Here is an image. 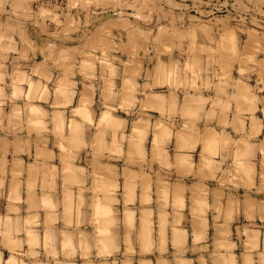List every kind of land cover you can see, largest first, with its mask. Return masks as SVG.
<instances>
[{
  "label": "rangeland",
  "instance_id": "374dc122",
  "mask_svg": "<svg viewBox=\"0 0 264 264\" xmlns=\"http://www.w3.org/2000/svg\"><path fill=\"white\" fill-rule=\"evenodd\" d=\"M123 2L119 0L121 5ZM261 13H264V6L251 15L242 13L237 0H140L136 8L120 7L110 0L86 6L85 0H10L4 5L0 10V123L3 122L0 124V192L12 186L16 189L9 191L13 193L14 215L18 217L15 218V234L20 233L17 230L20 209L17 207L25 205L28 213L36 211L38 206L36 199L21 198V176L26 164L27 191L35 193L39 174L40 190L56 192L60 187L61 191L59 199H42L46 212L43 240L32 232H25L27 246L22 250L33 255L23 257L24 264H213L214 259L220 264H230L233 260L235 264H245L251 239L249 232L256 234L258 240L257 230L264 232V218L259 216L260 222L256 215L250 218L246 214L245 201L253 212L261 201L253 203L248 194L238 193L235 202L230 204L243 207L245 211L243 215L224 216L234 221L235 245L226 239L229 231L222 232L221 237L219 230L214 229L209 234L202 229L199 215L181 213L185 209L182 185L171 184L167 182L169 179L149 172L155 164L166 166L164 163L172 156L177 164L185 159L167 147V139L172 138L174 129L178 140L185 132L199 128L197 105L203 106L206 101L213 109L214 95L231 88L235 96L242 97H236L237 101L242 100L237 102L238 112L241 106L245 109L253 105L250 111L261 112L264 117V106L257 107L264 105L261 73H247V78L242 80L245 69L233 62L234 52L238 53L250 40L253 49H264V40H261L264 15ZM122 17L127 23L121 22ZM129 26L138 30L131 44ZM255 60L264 61V50L256 52ZM233 84L236 89L239 87L237 91L241 96L236 94ZM86 89L91 93L92 103L82 111V99L89 98ZM102 95H115L118 102L115 105L109 102L105 108L101 103ZM205 96L204 101L202 97ZM243 96H252V99L246 101ZM69 97L71 102L65 104L64 99ZM179 103L183 112L180 120L189 127L172 128ZM73 111L80 113L75 123L79 124L85 116L92 121L90 131L82 135L79 130L73 131ZM141 111L143 119L139 115ZM261 114L257 113V117L261 118ZM210 115L207 118L212 117ZM258 118L253 120L256 127L260 122ZM121 121L123 124L119 125ZM166 122L171 123L170 128ZM118 127L121 131L116 132L117 140L127 138L120 152L105 151V146L112 144L113 130ZM101 130L105 133L103 142L97 139ZM258 142L264 144V137ZM213 144L210 142L206 149ZM8 159L13 166L10 182L5 173ZM102 160L110 163L109 167H104L110 182L104 185L100 180L96 182L97 174L103 169L97 162ZM141 160L155 161L150 169L143 168L148 203L144 202L145 181L140 178ZM112 162L136 163L141 171L135 173L125 167L122 171L125 183H119L118 168ZM239 163L243 164L241 160ZM238 167H235V176L251 180L250 176L238 172ZM259 169L264 187V153H261ZM256 170L254 166L253 174ZM90 173L95 175L90 176ZM155 174L157 176L153 177ZM134 179L140 181L138 199L135 198ZM155 184L156 190L152 189ZM74 190H77L76 195ZM86 190L103 197L87 199ZM191 206L196 211L199 202L193 199ZM135 208L140 210L138 215ZM87 210L92 212L88 223ZM162 217L164 242L161 249ZM213 217L215 222L220 215ZM38 218L37 214L28 216L25 224L37 226ZM129 219L132 225L136 221L150 223L152 247L149 250L141 247L138 235L136 245L132 241L131 251L127 244L119 245V237L125 235ZM174 220L178 221L175 233ZM204 221L207 226V217ZM118 225L122 227L119 234L114 230ZM53 227L67 231L61 232L60 241L47 234L46 231ZM91 227L95 233L88 237ZM16 237L10 241H21ZM92 237L96 238L94 246L88 244ZM209 240L211 243H207ZM10 241L3 247L9 251V256H0V264H18L21 259L12 250ZM58 242L61 245H57ZM203 242L205 246L199 247ZM257 242L259 250L264 251V238L263 243ZM229 252L232 253L224 255Z\"/></svg>",
  "mask_w": 264,
  "mask_h": 264
},
{
  "label": "crops",
  "instance_id": "0c3cea01",
  "mask_svg": "<svg viewBox=\"0 0 264 264\" xmlns=\"http://www.w3.org/2000/svg\"><path fill=\"white\" fill-rule=\"evenodd\" d=\"M230 89H227V90H230ZM231 91L232 90H230V91L225 90L223 94L213 96V98H216V99H214V100H216L215 103L217 101L218 102L221 101L220 102L221 104L219 103L218 106L221 107L223 105L222 103L225 104L224 106H222L223 109L218 107V106L216 108L215 105H217L218 102L214 105L213 110H215V111H212V113L215 114L216 117L213 116V114H211L210 111L212 109L211 108L208 109V107H210V105L206 104L205 100L207 97L206 96L202 97V99H204L205 103L203 104V106L197 105V107H199V109H200L199 110V113H200V120H199L200 125H199V127L200 128L195 127V128H193V131L191 130L190 132H185L184 136L178 140L175 138L177 131H176V129H174L172 138H170V140L167 139V147L171 148V150L173 152H177L178 154L185 156V159L182 160V162L177 164L175 158L172 156V158H170L169 161L164 163V165H166V166H161L159 164H155L152 166L149 173H151V174L156 173L157 175H161L166 180L169 179V181H167V182H170L171 184L177 183V184L182 185V187L184 188V191H183L184 194L182 197L185 199V209L183 211H181V213L188 215V216H191L194 213L199 215L200 216L199 219H201L200 222H201V225L203 227L202 229L208 230L209 234H212L213 230L215 229V230H219L218 236L221 237L222 232L229 231L230 236L227 237L226 239L229 242L231 241L232 243L235 244L236 241L232 238V231H233L232 226H233L234 221L231 222L230 217L228 219L227 217H224V216L225 215H227V216L231 215L232 217H234V216H238V214L243 215L245 213V211L243 210V207L237 208L236 204H234V206H231L230 204L232 202H235V199H236L238 193L240 195L248 194V196L251 199V202H253V203H254V200H256V202H255L256 204H258L259 201L264 203V190H262V189H264V187L261 186L262 180H261V175H260L261 172L259 169L260 163H261V153L259 151L256 152L255 156L252 158V161H251L253 166L257 167V170H256L257 173L251 174V176H250L251 180L246 181V178L242 179V176H235V167L238 166V164L236 163L237 151H236V154H234L235 152H233L232 153V159L227 161V165H231V167H228L226 165V163L223 161L222 148L226 144L229 147H232L234 141H239L241 139V136L236 131V124H237L236 120L237 119L235 121H233L234 119L232 120L231 117L236 118L240 114H241L240 116H246L247 119H244V121L241 122L242 124L241 123L240 124H241V126H243L245 128L246 131L251 132L252 127H253L252 126L253 120L258 118L257 113L261 114V112L250 111L251 108L253 107V105L250 106L249 111L245 110V109H247L246 107L249 108V106H245V109H244L245 111L242 110V112L244 111L243 113L242 112L238 113L235 110V109H237L236 108L237 105L235 104L237 102V100L235 99L236 97L233 95V93ZM225 95L228 97H226ZM229 95H231V96H229ZM232 95L234 96V98ZM251 97L252 96H250V98ZM224 98H225V100H224ZM248 98L246 101H248ZM199 99H200V97H199ZM263 102H264V100H263ZM179 104H180V106L178 107V110H177V119L175 120V123H173L172 128H173V126H174V128H176L177 126H183V125L185 127H189L190 125L186 124L183 119L180 120L181 119V113H183V112H182V108H181V103H179ZM263 106H264L263 104L257 105L258 109H260ZM193 107H196V106H193ZM225 107H227V111H225ZM219 109H221V110H219ZM207 110H208V112H207ZM217 110H219V112L221 111L220 112L221 114H219V112ZM234 112H236V115H234L235 114ZM249 113H250V116H249ZM205 114H211V116H213V117H210V118L211 119L213 118V119L210 120L209 118H207V115L205 116ZM223 114L226 115L225 116V120H227L226 127L225 126L222 127L225 124L224 122H222L223 125L221 124V121H224V119H221L223 117L222 116ZM217 117L218 118L220 117L219 119H221V121L219 120L221 126L219 125V122L217 121L218 120ZM258 119L260 120V122L257 123L258 124L257 134L255 135V137H253L252 139H250L248 141V143L252 144V145H260V142H258V139L260 137H262V138L264 137V117H263V114H261V118H258ZM216 122H218V123L216 124ZM232 122L234 124H232ZM166 123L168 124L167 127L170 128L171 123L170 122H166ZM215 125H217V127H215ZM208 126L210 128H208ZM211 128H212V130H214V128L217 129L216 130L217 133L216 132L214 133L215 130L212 132ZM219 129H221V130H219ZM203 130H207L208 133H207V131L205 132ZM210 130H211V133H213L212 135H214V137L216 138V141L214 140L215 145H216V143L218 144L217 147L213 146V147H215V149H218V151L216 150V153L213 151L214 148L212 146L208 147L206 149V147L211 142V141H209V142L207 141V140H210V137H209L210 135L206 136V134L210 133L209 132ZM218 133H221V134L219 135ZM225 134H227V136L224 139L223 136H225ZM204 135L206 137H208V139H205L206 137H204ZM212 135H211V137H212ZM214 137H212V138H214ZM217 139L219 141L221 139L222 144L224 142L223 139L224 140L230 139V142H229V144L225 142L224 143L225 145L222 146L221 142L219 143L217 141ZM152 140H153V136H151V141ZM231 140H233V141H231ZM202 143H203V146H202ZM219 144H221L222 148ZM211 145H212V142H211ZM202 148L206 149V150H208L210 148H213V149L212 150L210 149V151L208 152V151L203 150ZM185 149H187V150H185ZM195 156H197V157L194 158ZM234 156H235V158H234ZM203 160H205V161H203ZM242 162L244 163L243 160H241V163ZM97 163H101V165L103 166V169L101 171V174H97L96 182H98L100 180L103 185L108 184L107 182H110V178L108 175L105 174L104 167L110 166L109 161L102 160L101 162L98 161ZM111 164L117 166V168H118L117 171H118L119 179L117 180V182H119V183H125V179L122 176V174H123L122 171L125 167H128L131 171H134L135 173L141 171L140 166L137 165L136 163L127 165L125 162L124 163H122V162L121 163H119V162L113 163L112 162ZM97 165H99V164H97ZM25 167H26V170L25 169L23 170V173L21 176V178H22L21 198L26 199V197L28 196L29 198L31 197L33 199H36L37 202H35V204H38V206L35 207L36 211L28 212V213H27V208H25V205L17 207L20 209V212H19L20 213V218H19L20 222H19V226L17 228V230H19L20 233L15 234V230H16L15 229L16 228L15 218H18V217H15V215H14L15 206H14L13 201H12L13 198L12 199L9 198V197H12L13 195L11 194V192H9V189H7V191L4 192L5 194L3 192H0V194L1 193L3 194V195H0V232L9 231V234H10V239L7 241L4 239L3 236H0V256L2 258H4L5 256L7 258V256H9V251L4 249L3 247H6L7 245H9L8 241H10L11 238H14L15 236H17L16 237L17 239H21V241L23 242L22 248H23V250H25V248L27 246L26 238H25V232L26 231L32 232L33 234L37 235L39 240H41V241L43 240L44 233H45V227H46V224H45L46 212H45V208L42 207V199H45V198H50V199L57 198V199H59L60 195H61L60 187L58 188V190L56 192L40 190V183H41V176H39L40 174L38 175V183H37L38 188L35 191V193L27 191V189H26L27 164ZM233 167H234V169H233ZM5 168H6L5 173H6L7 182H10L12 180L11 179V174H12L11 172H13V166L11 165V159H8L6 161ZM156 174L152 175V176L155 177V176H157ZM0 176H1V172H0ZM87 180H88L87 181V185H88V182L90 183V180L88 177H87ZM249 181H250V183L253 184V185L251 184L252 185L251 188H249L250 186L246 185V182L249 183ZM133 182H134V187H135V189H134L135 190V198L138 199L139 198V191H140V185H139L140 181L139 180L136 181V179H134ZM60 183L61 182H59L58 184L60 185ZM156 188H157L156 184H155V186L153 185L152 189L156 190ZM88 189H89V186H88ZM8 193H10L11 195ZM74 193L76 195L77 190H74ZM85 193L86 194L84 196L87 199L96 198V197L97 198L103 197L102 195H99V194L96 195L95 193L91 192V190H86ZM170 198H172V196ZM193 199H196V201L199 202V208L196 211H194L192 206H191V201ZM217 200L219 202L218 206L214 207V205H216ZM205 206H207V207H205ZM151 209L154 211V213L157 212L155 210V209H157V207H155V209L154 208H151ZM134 211L138 215L140 210L138 208H135ZM35 214H37L39 216L37 226L29 227L27 224H25V219L28 216H34ZM54 214H57V213L55 212ZM86 214H87L86 220L88 223V221L90 219L88 216H90L92 214V212L87 210ZM215 215H220V217H218L217 221L214 222L213 218L215 219V217H213V216H215ZM256 216H257L256 217L257 222H260L261 219H259V215H256ZM206 217L208 220L207 226H206L205 221H204L206 219ZM256 225H259V224L256 223ZM259 226H261V225H259ZM140 227H141V224L139 222L136 221L135 223H133L134 232H133V240L132 241L134 242V245H136V237H137V235H139L138 232H139ZM216 227H219V228H216ZM93 229H94L93 227L88 228V231H89V232L87 231L88 237L92 236L93 233H95V230H93ZM114 230H116V232L119 234V232L122 231V227L118 225L117 227H115ZM63 231H64V233L67 232L63 229L61 230L58 227H55V228L53 227L52 229H48L46 232H48L47 234L49 236H55L54 238L56 240L58 239V241H60L61 240V232H63ZM111 231H113V230H111ZM254 231H256V230H254ZM257 232H259V240L258 241H259V243H261L263 241V238H264V234H263L264 232L262 229L257 230ZM68 233H70V231H68ZM75 233L73 231V235L77 237V235ZM71 237H72V235H71ZM211 238L212 237H210V240H211ZM70 239H75V238H70ZM103 239H104V237H103ZM115 239H117L116 235H115ZM95 240H96V238L92 237L91 242L90 243L88 242V244L91 246L96 245ZM210 240L207 243H211V241H212V243L215 242V241L213 242V240H211V241ZM119 241L120 242L122 241L121 243L119 242V245L123 246L124 242H123L121 236L119 237ZM56 244L61 245V242H58ZM210 245L212 246V244H210ZM198 246L199 247L205 246V242L200 243ZM231 253L230 252L224 253V255L228 256L226 254H231ZM233 253L237 255V253L235 251H233Z\"/></svg>",
  "mask_w": 264,
  "mask_h": 264
},
{
  "label": "clouds",
  "instance_id": "9594fccd",
  "mask_svg": "<svg viewBox=\"0 0 264 264\" xmlns=\"http://www.w3.org/2000/svg\"><path fill=\"white\" fill-rule=\"evenodd\" d=\"M100 2H108V0H85V6L88 3H100ZM110 2L115 3L117 6L120 7H132V8H136V5L140 2V0H133L132 3H128V0H124L123 4L121 5L119 3V0H110ZM10 3V0H0V10L3 9L5 4ZM237 4L240 8V11L242 13H248L249 15H251V12H260V9L262 6H264V0H237ZM261 15H264V13H261ZM122 23H127L123 17H122ZM130 29V44L132 42V36L134 33H136L138 30L135 28H132L131 26H129ZM261 40H264V37H261ZM145 47H148L147 44H145ZM264 49H253L252 47V41L250 40L248 44L246 45H242L241 49L238 53L234 52V56L235 59L233 60L234 63H239L244 69H245V74L242 75L241 79H246L247 78V73H251L254 71H259L261 73V77H262V81L264 82V61L261 62H257L255 60V54L257 51H261ZM113 74H115V70H113ZM250 91V90H249ZM86 95L89 97L86 101L82 99L81 101V105H82V111L84 110L85 106L87 108L91 107V93L87 91L86 89ZM71 102V97H69V99L67 101H65L64 103H70ZM111 103L113 105H115L118 102V98L115 95H108V96H103L102 95V100L101 103L104 104L105 108H107V104ZM111 110V109H110ZM254 110V109H253ZM225 111H227V107H225ZM80 115L79 112L77 111H73L72 113V117H73V131L76 132L77 130H79L80 134L82 135L83 132L85 131H90L91 129V125H92V121L90 119L87 118V116H85L84 120H82L79 124L75 123V119L76 117ZM139 115L141 116V118L143 119V112L141 111L139 113ZM210 119V117H209ZM241 119H247V117H242V116H238L237 117V124H236V130L238 132V134L241 136V139L239 141H235L233 142V146L229 147L227 145H225L222 148V158L223 161L226 163L227 165V161H229L230 159H232V153L233 151H237V159H236V163L238 164V172H242L244 175L247 176H251V174H253L254 171V166L252 164V158L255 156L256 152L259 151L261 153H264V144H260V145H252L249 144L248 141L250 139H252L253 137H255V135L257 134V127L255 125V123H253V127L251 132L246 131L245 128L243 126L240 125L239 121ZM119 125H122L123 122H118ZM117 131H121V129L118 127L117 129L113 130L112 133V144L111 145H106L105 146V151H116L117 153L120 152L121 146L124 143V140L127 139L126 137H122L121 139H119V141L117 140V136H116V132ZM56 134L59 136L60 135V130L59 128H57V132ZM104 132L98 131L97 133V139H99L101 142H103V137H104ZM227 134H225V138H226ZM93 147H95V145H92ZM131 151V147L129 149ZM155 151V149H154ZM240 160H243L244 163L240 164ZM154 160L151 161H147V160H141L140 163L142 164V171H141V175L140 178L143 179L145 181V203H148L149 201L147 200V177L143 174V168L147 167V168H151V164L154 163ZM228 167H231V165H227ZM90 176H94L95 173H90ZM126 178H127V174H126ZM83 183V181H81V184ZM249 186L251 187L250 181H249ZM264 190V189H262ZM115 202V201H113ZM130 202V201H129ZM218 200L216 201V205H214V207L218 206ZM245 209H246V214L252 218L255 215H259L261 218H264V203L258 204L256 205V209L255 212H253L251 205L245 201ZM207 207V206H205ZM145 216L147 217L148 214L146 213ZM178 223V221L174 220L173 221V230L175 233V227L176 224ZM163 217H162V223H161V234H160V246L162 249V245L164 242V233H163ZM133 232H134V228L131 222V219H129V221L127 222V231L125 233V235L123 236V242L125 244L128 245L129 247V251H131V247H132V240H133ZM0 236H3L4 239L7 241L10 239V234L9 231H4V232H0ZM150 236H151V230H150V223L145 220L144 222H142L141 227L139 229V235L137 237L141 247L147 251L149 250L150 247H152L151 241H150ZM249 236L251 237L250 241H249V245L247 248V252H246V262L245 264H264V251H260L259 250V245H258V237L256 236V234L249 232ZM10 243L13 245V251L17 254L18 257H21V259L18 261V264H24V260L23 257L25 256H31L33 255V253L29 252V253H25L22 250V241L19 240H12L10 241ZM234 247V246H233ZM213 264H220V261L218 259H214L213 260ZM230 264H235V261H231Z\"/></svg>",
  "mask_w": 264,
  "mask_h": 264
},
{
  "label": "bare ground",
  "instance_id": "6f19581e",
  "mask_svg": "<svg viewBox=\"0 0 264 264\" xmlns=\"http://www.w3.org/2000/svg\"><path fill=\"white\" fill-rule=\"evenodd\" d=\"M235 82H237V81H235ZM236 84H237V83H236ZM236 84H235V85H236ZM243 84H244V86H246L245 83H243ZM233 85H234V84H233ZM235 85H234V86H235ZM238 86H239V85H238ZM244 86H242V87H244ZM231 87H232V85H231ZM236 87H237V86H235V89H236ZM245 88H246V87H245ZM235 89H234V90H235ZM237 89H239V87H238ZM237 89H236V94H239V95L241 96L242 94H240V92H239L240 89H239L238 91H237ZM242 89H243V88H242ZM230 90H231V89H230ZM230 90H229V91H230ZM246 90H247V89H246ZM231 92H232V91H231ZM237 92H238V93H237ZM231 94H232V93H231ZM248 94H249V93H248ZM248 94H244V95H245V96H248ZM233 95H234V94H233ZM233 95H232V96H233ZM225 96H226V95H225ZM229 96H231V95H229ZM234 96H235V95H234ZM234 96H233V98H234ZM221 97H222V96H221ZM221 97H220V98H221ZM223 97H224V96H223ZM226 97H228V96H226ZM226 97H225V98H226ZM235 97H238V99H242V97L239 98V96H237V95H236ZM243 97H244V96H243ZM212 98H213V97H212ZM225 98H224V100H225ZM244 98H248V97H244ZM249 98H250V97H249ZM249 98H248V99H249ZM67 99H68V98H67ZM67 99L65 98L64 101H67ZM213 99H216V98H213ZM235 99L237 100V98H235ZM250 99H252V98H250ZM250 99H249V100H250ZM58 100H59V99H57V102H58L59 104H61L60 101H58ZM246 100H247V99H246ZM48 101H49V100H48ZM212 101H213V100H212ZM215 101H216V100H214V102H215ZM49 102H50V101H49ZM57 102L55 101V103H57ZM61 102H63V101H61ZM217 102H218V101H217ZM217 102H216V103H217ZM220 102H221V101H220ZM220 102H218L217 105H215L216 108H217V106L219 105ZM223 102H224V101H223ZM237 102L240 103V102H242V100H241V101L239 100V101H237ZM237 102L235 103L236 105H237ZM22 103H24V102H22ZM53 103H54V102H53ZM216 103H215V104H216ZM210 104H211V103H210ZM220 104H221V103H220ZM222 104H223L222 106L225 105L224 103H222ZM232 104H233V103H232ZM29 105H30V104H29ZM33 105H35V104H33ZM52 105H53V104H52ZM13 106H14V105L12 104V107L9 108L10 111L13 110V109H12ZM222 106H221V107L218 106V107L222 108ZM226 106H227V105H226ZM231 106H232V105H231ZM234 106H235V105H234ZM247 106H249V105H247ZM0 107H2V106H0ZM32 107H33V106H32ZM49 107H50V106H49ZM227 107H228V106H227ZM35 108H39V107H35ZM234 108H235V107H234ZM236 108H237V109H235V110L238 112V106H236ZM246 108H247V109H245V110H248V111L250 110V106H249V108H248V107H246ZM9 109H8V111H9ZM208 109H210V107H208ZM222 109H223V108H222ZM51 110H53V109H51ZM219 110H221V109H219ZM219 110H217V111L219 112ZM242 110H244V109H243V107L241 106L240 111L242 112ZM245 110H244V111H245ZM5 111H6V110H5ZM14 111H15V108H14ZM54 111H55V109H54ZM57 111H58V110H56L55 112H57ZM212 111H215V110L212 109V110L210 111L211 114H213ZM244 111H243V112H244ZM3 112H4V111H2V113H3ZM52 112H53V111H51L50 113H52ZM207 112H208V110H207ZM220 112H221V111H220ZM220 112H219V114H221ZM241 112H238V113H241ZM243 112H242V113H243ZM9 113H10V112H9ZM48 113H49V111H48ZM216 113H217V112H216ZM234 113H235V114H234ZM234 113H233V114L236 115V112H234ZM188 114H189V113H188ZM9 115H10V114H9ZM12 115H13V113H12ZM12 115H11V116H12ZM50 115H51V114H50ZM158 115H159V114H158ZM206 115H210V114H205V116H206ZM217 115H218V114H217ZM234 115H233V116H234ZM238 115H239V114H238ZM240 115H241V114H240ZM240 115H239V116H240ZM3 116H4V115H3ZM11 116H10V117H11ZM13 116H14V115H13ZM202 116H203V115H202ZM205 116H204V117H205ZM210 116H211V115H210ZM213 116H215V114H213ZM213 116H212V117H213ZM222 116H223V117H222L221 119H224V121H221V119H219L221 116H220L219 118L217 117V119H218L217 121L219 122V120H220V121H221V124H222V122H224L225 124H224V125L222 124V125H223L222 127H224V126L226 127V122H227V120H225V116H226V115L223 114ZM249 116H250V113H249ZM4 117H5V116H4ZM48 117L50 118L51 116H48ZM157 117H158V116H157ZM215 117H216V116H215ZM229 117H230V116H229ZM234 117H235V116H234ZM242 117H246V116H242ZM3 119H4V118H3ZM9 119H11V118H9ZM212 119H213V118H212ZM212 119L210 118V120H212ZM226 119H227V118H226ZM231 119H232V120L234 119L233 121H235V120L237 119V117H236V118L231 117ZM6 120H7V115H6ZM232 120H231V121H232ZM8 121H9V120H8ZM243 121H244V119L240 120L239 123H241V122H243ZM4 122H5V121H4ZM210 122H211V121H210ZM218 122H216V124H217ZM236 122H237V120H236ZM249 122H250V121H249ZM1 123H3V122H1ZM1 123H0V124H1ZM199 123H200V121H199ZM11 124H12V122H11ZM166 124H167V123H166ZM201 124H202V123H201ZM214 124H215V123H214ZM232 124H234V123L232 122ZM241 124H242V123H241ZM241 124H240V125H241ZM6 125H7V124H5L4 126H6ZM94 125H96V124H94ZM167 125H168V124H167ZM199 125H200V124H199ZM219 125H220V122H219ZM2 126H3V125H2ZM4 126H3V127H4ZM11 126H12V125H11ZM11 126H10V127H11ZM158 126H159V125H158ZM210 126H211V125H210ZM220 126H221V125H220ZM220 126H219V127H220ZM211 127H212V126H211ZM213 127H214V126H213ZM215 127H217V125H215ZM222 127H221V128H222ZM8 128H9V127H8ZM93 128H95V127H93ZM93 128H92V130H93ZM199 128H200V127H199ZM203 128H204V127H203ZM208 128H210V127L208 126ZM10 129H11V128H10ZM206 129H207V128H206ZM233 129H234V128H233ZM8 130H9V129H7V127H6V131H8ZM92 130H91V132H92ZM208 130H209V129H208ZM211 130H212V128H211ZM211 130L209 131V132H210L209 134H206V136H207V135H210V136H209V137H210V140H207V141H208V142L211 141L212 143H214L213 146H216V147H217L218 144L216 143V145H215L216 138L214 137V135H212L213 133H211ZM214 130H215L214 133H215V132L217 133V131H216L217 129L214 128ZM219 130H221V129H219ZM96 131H97V129H96ZM203 131L206 132L207 130H203ZM236 131H237V130H236ZM91 132H90V133H91ZM205 132H204V133H205ZM212 132H213V130H212ZM151 133H152V132H151ZM207 133H208V131H207ZM94 134H95V133H94ZM218 134L220 135L221 133H218ZM218 134H217V135H218ZM211 135H212V137H214L215 139L212 138ZM72 136L74 137V135H72ZM206 136L204 135V137H206ZM68 137H69V139H70V135H69ZM73 137H72V138H73ZM204 137H203V138H204ZM223 137H224V139H225V136H223ZM93 138H94V137H93ZM218 138H219V137H218ZM7 139H8V138H7ZM73 139H74V138H73ZM205 139H208V137H206ZM211 139H212L213 141H214V140H215V141L213 142ZM224 139H223V141H224L223 144H222V142H221V139H220V141L217 139V141H218L219 143L221 142L222 146L225 145V144H224L225 142L229 144L230 139H228V140H224ZM8 140H9V139H8ZM15 140H16V139H15ZM197 140H198V139H197ZM238 140H239V139H238ZM62 141H63V140H62ZM227 141H228V142H227ZM231 141H233V140H231ZM3 142H4V141H3ZM3 142H2V143H3ZM15 142H16V141H15ZM88 142H90V141H88ZM88 142H87V144H88ZM234 142H235V141H234ZM63 143H64V142H62L61 145H62ZM65 143H66V141H65ZM221 144H219V145L221 146ZM63 145H64V144H63ZM226 145H227V144H226ZM1 146H3V144H2ZM202 146H203V143H202ZM213 146H212V147H213ZM222 146H221V148H222ZM227 146H228V145H227ZM210 147H211V146H210ZM218 147H219V146H218ZM213 148L215 149V147H213ZM213 148H210V149L212 150ZM202 149H203V148H202ZM210 149H208V150L203 149V150L209 152ZM214 149H213V151L216 153V150L218 151V149H215V150H214ZM2 150H4V149H2ZM49 150H50V149H49ZM51 150H52V149H51ZM220 150H221V149H220ZM54 151H55V150H54ZM3 152H4V151H3ZM47 152H49L48 149H47ZM233 152H235L234 154H236V151H235V150H234ZM57 153H58V152H57ZM48 154H49V153H48ZM234 154H233V155H234ZM218 155H219V154H218ZM21 156H22V155H21ZM57 156H58V155H57ZM17 157H19V156H17ZM14 158H15V157H14ZM234 158H235V156H234ZM15 159H16V158H15ZM233 169H234V167H233ZM231 170H232V169H231ZM233 171H234V170H233ZM231 173H232V172H231ZM233 173H234V172H233ZM7 185H8V183H7ZM7 185H6V187H7ZM9 185L11 186V184H9ZM9 185H8V186H9ZM12 187H13V186H12ZM12 187H11V188H10V187H7V189L9 188V191H10V189L13 190L14 188H12ZM2 188H4V187H2ZM7 189H6V191H7ZM2 190H3V189H2ZM14 191H16V189H14ZM4 192H5V190H4ZM4 192H3V193H4ZM12 192H13V191H12ZM4 194H5V193H4ZM8 194H10V193H8ZM11 194H13V193H11ZM11 194H10V195H11ZM14 194H15V193H14ZM1 195H3V194H1ZM12 197H13V196H12ZM12 197H9V198L12 199Z\"/></svg>",
  "mask_w": 264,
  "mask_h": 264
}]
</instances>
